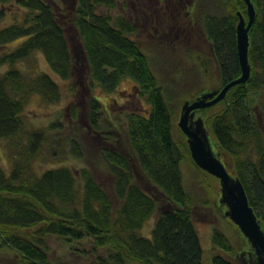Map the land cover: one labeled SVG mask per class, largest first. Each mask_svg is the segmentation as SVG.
Segmentation results:
<instances>
[{"label":"trees","instance_id":"trees-1","mask_svg":"<svg viewBox=\"0 0 264 264\" xmlns=\"http://www.w3.org/2000/svg\"><path fill=\"white\" fill-rule=\"evenodd\" d=\"M250 2L255 10L248 32L250 76L199 112L219 107L205 119L212 151L242 184L264 232V0ZM54 3L0 0V49L22 40L0 55V67H8L0 74V140L10 167L5 172L0 158V254L12 258L9 264H52L47 239L55 238L92 256V264H207L194 227V209L202 200L185 189L181 165L189 166L204 190L214 178L194 165L185 136L175 126L182 86L157 77L132 39L136 26L112 16L116 0H76L65 13H58ZM190 4L193 24L187 17L190 8L185 13L194 34L193 58L204 72L213 60V92L218 93L241 75L235 27L237 13L247 20V8L242 0ZM62 16L74 30L71 37L65 34ZM36 53L61 81H81L78 93L84 100L72 107L68 135L61 136L60 121L41 129L27 124L25 109L33 95L45 105L61 98L49 74L17 68ZM173 54L182 62L188 50ZM124 80L133 82L147 110L107 121L100 101L90 94L97 88L110 95ZM65 151L84 164L78 172L59 167L35 174L37 159L45 162ZM153 215L150 237L141 236ZM211 244L233 252L232 240L216 228ZM209 264L225 263L210 256Z\"/></svg>","mask_w":264,"mask_h":264},{"label":"rangeland","instance_id":"rangeland-1","mask_svg":"<svg viewBox=\"0 0 264 264\" xmlns=\"http://www.w3.org/2000/svg\"><path fill=\"white\" fill-rule=\"evenodd\" d=\"M75 1L76 0H57V4L54 3L55 7L59 6V8L56 7V11L58 13L59 11L64 13L67 12V10L71 9L70 4L74 5ZM205 1L207 3L208 0H202L204 3ZM187 10V17H190L192 21L191 24H193L194 4H190L188 0H182V3H179V0H160L159 4H156L155 0H116V7L112 12V16L114 17L120 16L134 25L136 23V35L133 36L132 39L139 44L141 50L149 57L157 77L159 79L170 80L175 85L180 84V86H182V90L179 92L178 96L180 101L178 105V116L175 122L176 127L182 104L186 101L192 102L202 94L212 93L216 85L215 79L217 78L216 69L212 62L213 60L210 65L207 66L206 72L201 68L198 69L196 66L200 62H195L193 58V53L195 51L194 34L193 29L191 30L188 28L185 13ZM60 20L66 36H73L74 30L72 26L66 25L65 16H62ZM21 41L22 40L15 41L1 48L0 55L11 52ZM180 49L188 50L187 60L182 62L180 60L181 58L173 54L174 51L177 52ZM189 55H191V57H189ZM31 66H33V70ZM161 67L164 71H160ZM17 68L31 74L38 72L49 74L58 84L61 91V98L59 102L54 105L43 104L38 95H33L31 97L25 109L28 126L30 128L41 129L46 128L50 123L60 121L64 129L61 136L68 135L66 133H68L67 131H69L72 125L70 121L72 107L78 101L84 100V96L78 93L81 88L80 79L75 78L68 82L61 81L49 70L43 57L39 53L34 54L28 62L18 64ZM7 69V66L0 67V74L4 73ZM71 87L73 92H70ZM90 95L100 101L107 121H111L117 116L120 117L119 120L121 121L127 113L136 112L144 114V111L147 110L144 101L137 99L134 84L130 80L122 81L116 91L110 95L101 93L97 88H95ZM217 109H219V107L209 109L205 113L199 112L200 110L195 112L194 119L200 118L203 121L209 139L210 134L205 119L215 113ZM175 135L179 137V134L176 132ZM184 141H186V137H184ZM0 158L3 169L5 172H8L10 167L6 155L5 144L2 140H0ZM83 166V163L74 159L65 151L57 158L46 160L45 162L37 159L33 163V170L37 176H40L47 170L59 167L70 168L76 173ZM227 166L229 165L227 164ZM181 171L185 189L187 190V187L190 188V190L199 195L202 200L203 205L199 204L194 209V227L199 238L200 246L204 252L205 262L209 264V257L211 256L210 251L214 249L211 244L213 228L220 230L232 240V256L240 253H247L250 249L247 241L243 238L236 226L224 216L225 208L219 204L220 188L218 180L214 178L208 181L207 185H209V189L204 190L200 188L197 182H195V179H193L194 175L188 165L182 164ZM204 202H208V205H205ZM155 219L156 215H153L144 223L139 232L141 236L146 238L150 237V231L153 228ZM83 246L86 251L90 248V245L87 243ZM47 247L48 256L52 264H92L94 260L89 254L84 255L79 253V251L70 250L66 245L55 238L47 239ZM11 262H13V260L6 252L0 254V264H9Z\"/></svg>","mask_w":264,"mask_h":264},{"label":"water","instance_id":"water-1","mask_svg":"<svg viewBox=\"0 0 264 264\" xmlns=\"http://www.w3.org/2000/svg\"><path fill=\"white\" fill-rule=\"evenodd\" d=\"M242 1L247 8V20L245 21L241 14L237 13L238 22L235 27L240 77L226 84L218 93H205L192 102H184L180 108L177 127L186 137V144L194 165L218 180L219 204L225 208L224 216L236 226L253 254L247 252L231 256L221 249L214 248L210 251V255L217 257L225 264H264V232L260 228L253 209L249 206L243 186L237 178L227 172L218 156L213 153L203 121L200 118L194 119L197 110L217 104L225 98L231 88L244 84L250 76L248 32L254 22L255 10L250 0Z\"/></svg>","mask_w":264,"mask_h":264},{"label":"flooded vegetation","instance_id":"flooded-vegetation-1","mask_svg":"<svg viewBox=\"0 0 264 264\" xmlns=\"http://www.w3.org/2000/svg\"><path fill=\"white\" fill-rule=\"evenodd\" d=\"M148 1H150V0H148ZM159 1L160 0H155V3L156 4H159ZM162 1H164V0H162ZM188 2L190 3V2H192V0H188ZM179 3H182V0H179ZM166 8H167V6H166ZM183 9V8H182ZM135 26H136V23H135Z\"/></svg>","mask_w":264,"mask_h":264}]
</instances>
